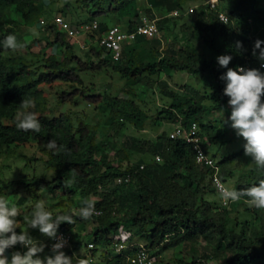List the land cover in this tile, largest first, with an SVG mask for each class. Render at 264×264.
I'll use <instances>...</instances> for the list:
<instances>
[{"label":"trees","instance_id":"trees-1","mask_svg":"<svg viewBox=\"0 0 264 264\" xmlns=\"http://www.w3.org/2000/svg\"><path fill=\"white\" fill-rule=\"evenodd\" d=\"M186 1L156 0L153 6L162 14L157 23L161 35L152 39L138 37L133 43L124 44L120 59L115 61L108 51L99 48L95 40L111 27L109 18L127 21L122 24L123 30L133 31L143 10L140 0H75L87 10V21L99 22V29L88 33L85 56L77 53L76 44L52 21L59 14L71 23L82 22L75 18L77 9L72 0H0V40L14 32L21 42L23 32L20 25H40L45 19L43 29L52 35L47 46L53 51L50 54L34 52L35 62L17 54L20 47H0V157L17 155L11 145L19 147L36 142L48 154V167L55 171L52 181L36 176L8 182L0 178V195L14 196L23 187L29 195L44 192L55 197L59 194L69 206L77 205L79 209L86 199L94 200L102 211L100 216L83 220L71 207L66 208L67 204L58 207L53 215L73 214L74 225L67 222L60 225L61 230L69 232L81 222L95 221L97 228L89 233L87 242L95 244L93 253L107 247L119 236L125 242L142 241L135 245L148 248L154 264H161L155 250H168L181 244H190L191 248L183 251L173 264H264V209L254 206L248 209L253 221L245 223L243 230L238 224L232 229L228 227L225 209L213 208L211 202L204 199L207 193L216 191L211 179L213 171L196 164L189 144L182 139H170L169 131H163L153 139L133 136L121 141L128 129L143 131L150 120L146 111L135 102L139 95L130 91L139 87L145 94L158 92L170 100L160 112L168 123L173 126L181 123L186 128L197 123L208 153L210 150L216 153L213 145L217 140L226 144L224 124L220 121L218 126L206 124V116L213 112L229 109L230 113L225 112L231 114L230 98L223 93L225 82L220 79L227 69L218 65L217 57L233 56L229 64L231 68L248 64L251 68H260L259 50H255L254 55V45L257 40L264 41V32L258 31L249 37V29H239L232 21L235 13H231L227 24L221 22L208 0H202L196 11L193 10V16ZM58 2L63 3L62 8L58 9ZM47 9H50V17L46 16ZM173 10L179 11L180 18L170 15ZM147 11L144 12L147 14ZM185 12L194 19L185 20L191 35L180 43L174 35V27ZM259 15L262 11L256 12L257 18ZM172 35L174 39L162 48L163 38ZM198 39L211 50V59L204 58L199 51L195 42ZM237 41L242 42V48L236 47ZM107 69L126 80L129 88L122 89L124 98L95 93L80 76L81 73H101ZM260 70L264 72V68ZM173 72H186L199 78L209 95H201L188 84L184 93L174 91L163 78L166 73ZM56 89L58 107L63 104L76 106L81 99L86 106L96 107L106 115L105 121L93 125L86 117H76L72 109L52 115L50 110L56 108L51 105L49 96L50 91ZM126 96L130 98L126 99ZM23 97L34 100L31 111L38 114L39 131L17 128V114ZM205 101L212 104L206 105ZM50 140L62 145V149L54 154L47 147ZM150 156L153 161L147 162ZM157 156L161 158L160 162L156 161ZM234 160L235 155H232L218 162L222 181L232 176ZM72 169L77 172L75 182L66 187L65 182L73 179ZM126 176H131L130 182L116 183L117 178ZM261 179H264V170L255 167L239 176L234 189L250 187ZM240 200L247 202L245 197ZM32 208L18 211L17 219L21 221L17 225L18 233L22 228H29L23 217L30 214ZM81 227L85 230L84 225ZM199 240L206 246L197 248L195 244ZM25 250L17 244L8 250V255ZM68 254L72 256L73 253ZM112 260L118 264L119 256Z\"/></svg>","mask_w":264,"mask_h":264},{"label":"rangeland","instance_id":"rangeland-1","mask_svg":"<svg viewBox=\"0 0 264 264\" xmlns=\"http://www.w3.org/2000/svg\"><path fill=\"white\" fill-rule=\"evenodd\" d=\"M75 2V0H72ZM211 1V0H208ZM207 1V2H208ZM146 0H141L140 5H144ZM202 0H187L186 5H188V10L191 15L194 14L191 11L195 10ZM192 4V6H190ZM194 4V5H193ZM77 14L75 18H79L80 21H86L84 15H86V9L77 4L75 2ZM58 9L63 7L62 2H58ZM262 11V15H259V18L256 17V12ZM47 17H50V9H47ZM215 12L224 13L228 17L231 13H235L232 17V21L239 28L249 29L251 34H248L249 37H253V33L258 31L264 32V0H217V7L215 8ZM13 15V12H12ZM59 15V14H57ZM61 16V15H60ZM193 16L186 14L182 16V20H178L175 23L174 27V35H177V41L180 43H184L187 36H190V27L185 25V20L189 19L192 21L194 19ZM16 15L14 16V18ZM52 17V16H51ZM174 17H179V14ZM7 18V17H6ZM13 18V19H14ZM180 18V17H179ZM76 23V22H75ZM185 27V28H184ZM22 37H21V46L17 50V54H21L30 58L31 61L37 60V57L34 55V52H46L48 54L53 53L49 46H47V41H52V35L48 34L43 27L40 25L29 24V25H20ZM28 31L30 33H28ZM255 31V32H254ZM187 33V34H186ZM161 35V32H160ZM87 35H83L79 39L71 40L76 44V51L80 56H85L87 46L85 42H88ZM161 37V36H160ZM175 36H166L163 38V43L161 47H166V44L173 40ZM39 39L38 41L35 40ZM81 42V43H80ZM196 42V46L199 47V51L203 54L204 58L211 59L213 56L211 50L204 44V42L198 39ZM80 44L83 45V48L80 47ZM162 47V48H163ZM60 56V55H59ZM36 62V61H35ZM81 78L84 80L86 86L92 88L95 93H109L112 96H119L124 98V92L122 89L129 88L126 80L122 79L117 73L112 71L111 69H107L102 71L101 73H81ZM164 80L169 83V87L174 91L182 94L185 90V85H191L195 89H197L201 95L208 96L209 92L206 90L203 82L196 77H192L186 72L183 73H166L164 75ZM135 94H138L139 97L135 98V102L140 104V106L146 111L150 120L147 123L146 128L143 131H136L133 128L128 129L125 132V135L121 138V141H125L129 137H139L143 139H153L158 134L163 131H170L173 128L171 123L167 122V119L164 115H161V109L165 105L170 103V100L166 97H163L158 92L156 94L152 93H143L141 88H132ZM58 90L50 91V102L51 105L56 108V110L52 111V115L59 114L60 112H66L67 110H73L75 116L77 117H86L87 121L93 125H101L106 118V115L101 114V112L93 106H86L83 100H79L78 105L74 106L71 104H63L58 107L56 102ZM130 97L126 96V99ZM206 105H211L210 101H205ZM224 110V119L227 120L230 117V114H227ZM226 111H229L227 109ZM220 121L223 124V112H213L212 114L206 116V124L218 126L217 123ZM224 129L226 131V144L222 143L223 140H217L213 145L216 153L213 150H210L208 154L216 159L217 162L224 159V157H230L235 155L234 166L235 170L232 171V176L226 178L225 186L229 189H234L235 183L240 175L243 173H247L254 169L256 166L251 156L245 155L244 143L246 142L244 138L238 137L236 134V130L230 127L229 124L224 125ZM8 148V147H6ZM11 149L16 150L17 155L14 157L1 156L0 157V178L3 181H18L21 179H29L33 176L36 177H45L47 180L52 181L55 178V171L52 168H49L47 165L48 154L43 149L39 148L36 142H30L26 145H21L16 147V145H11ZM206 150V149H205ZM239 154V155H238ZM142 154L138 155L139 157ZM237 155V156H236ZM147 157H145L146 159ZM147 162H152L153 158L150 156L147 159ZM219 164V163H218ZM113 189V184L110 185ZM15 188V187H13ZM214 189V186H213ZM12 190V189H11ZM26 189L20 187L14 196L8 194L4 195L9 203L16 205L18 207V211H22L25 207H34V204L37 200H43L45 202V206L49 208L53 215L56 214L58 207L62 208L63 204H67L68 202L61 199V195H57L55 197L48 195L44 192H38L33 194H26ZM38 196V197H37ZM79 199V198H78ZM205 200L211 202L213 208H222L227 212L228 220L226 218V222L228 227L232 229L235 226H240L241 230H243V225L245 223H251L253 221L252 214L248 213V209L252 208L247 202L241 201L240 199L237 201H232L228 206H224L223 198L215 191L214 193H207ZM62 201V202H61ZM60 204V205H59ZM55 205V206H54ZM57 205V206H56ZM72 208L73 212L78 214L79 208L77 205L69 206L67 204L66 208ZM81 224L85 226V230L81 227ZM97 228V223L95 221L92 222H81L78 227H75L71 234L73 235V244L70 249L64 252L72 257V256H83L87 255L86 245L88 242L89 233H92ZM60 230V227L59 229ZM22 231H28L30 235L43 243L45 246L44 252L39 255L43 258L49 255H54L53 250L50 249L52 238L47 237L45 234L41 233L39 229L35 231L29 228H22ZM249 234V229H248ZM136 241V242H135ZM143 243L140 240H134L133 243ZM197 248L206 246V243L202 240H199L197 244H195ZM74 248V249H73ZM191 248L190 244H181L176 248L162 250L161 248L155 250V255L158 261L161 264H173L178 258L182 256L183 251L187 252ZM211 248V247H210ZM212 249V248H211ZM74 252L75 255H69L68 252Z\"/></svg>","mask_w":264,"mask_h":264},{"label":"clouds","instance_id":"clouds-1","mask_svg":"<svg viewBox=\"0 0 264 264\" xmlns=\"http://www.w3.org/2000/svg\"><path fill=\"white\" fill-rule=\"evenodd\" d=\"M81 36L77 39L81 38ZM85 45L87 46L86 42ZM262 45H264V41L261 40H257L254 45V55H256L255 50H259L260 68H245L241 66L231 68L229 64L233 56L224 54L217 57L218 65L227 69L225 73L221 74L220 79L225 82L223 93L230 98L228 105L231 106V114L227 120L224 119V110H221L223 112L222 122L224 125L230 122V127L236 130L237 136L244 138L246 141L244 143L245 155L252 157L258 170H264V100H262V96H264V72L260 70L264 68V47ZM20 46L21 42L14 32H9L0 40V47L5 49H17ZM236 47L238 49L242 48V42L237 41ZM33 107V98L23 97L17 114L18 129L25 131L40 130L41 122L38 119V114L31 111ZM47 147L53 150L55 154L63 146H58L55 140H50ZM200 155L203 154L201 153ZM200 155H198V159ZM70 173L73 179L65 182L66 187H71L75 182L76 169H72ZM220 194L226 201H237L245 197L250 206L264 209V179L243 189L221 188ZM83 203L84 206L79 209L83 220L100 215L99 210L95 207L94 200L86 199ZM17 216L18 207L10 204L4 195H0V264H92L91 259L86 255L76 257L75 251H72L75 256L70 257L64 250L62 251L67 246L68 241L62 235L58 236V231L65 230L58 229L65 222L73 225L76 223L71 212L60 213L54 217L53 212L45 206V202L37 200L30 214L24 215L23 220L27 222L29 228H38L41 233L52 238V243L54 239L57 241L52 245V249L50 246L54 255L43 258L39 254L44 252L46 245L33 238L28 231L18 233L17 225L21 221L17 219ZM69 233L71 234V232ZM17 244L22 245L26 250L23 252L14 251L9 256L7 254L8 250ZM149 264H152V262L149 261Z\"/></svg>","mask_w":264,"mask_h":264},{"label":"built area","instance_id":"built-area-1","mask_svg":"<svg viewBox=\"0 0 264 264\" xmlns=\"http://www.w3.org/2000/svg\"><path fill=\"white\" fill-rule=\"evenodd\" d=\"M208 4L212 9L215 10L217 7V0L208 1ZM190 12H193L191 9ZM218 17L221 22L227 24L229 22V17L219 12ZM53 24L56 25L61 31L65 32L66 35L71 39H77L83 34L93 33L99 29L98 20L85 21L79 25L72 24L64 17L60 15H55L53 17ZM157 19H148L144 17L137 27L131 31H124L122 27L118 25L111 26L107 32L101 36L97 37L95 42L98 44L99 48L108 51L115 61H118L121 57L122 47L127 42H133L138 37H146L149 39L155 38L159 35V26ZM46 25L45 19L40 21V26ZM241 67L251 68L248 65H242ZM169 137L172 140L182 139L187 144L192 147L194 153V160L197 165L210 168L213 171L212 174V185L216 192L220 194L221 188H226L225 183L219 177L220 167L218 162L214 157L207 153L204 148V139L200 135V127L197 123H193L188 128L184 127L181 123L175 124L172 130L169 132ZM203 155H200V154ZM199 156V159L197 158ZM156 161L160 162L161 158L156 157ZM131 180V176L119 177L116 179L117 184L128 183ZM232 201L224 200V206H228ZM95 207L99 210L100 215L102 211L98 208L95 202ZM80 214V213H79ZM98 215V216H100ZM62 235L68 241V244L63 250H67L72 246V235L67 231H58V236ZM121 237H116V240L109 244L107 247L100 249L99 251L93 253L96 246L93 242L86 245L87 255L92 264H116L115 260H112L114 256H119L118 264H149V261L154 264V260L150 257V250L142 245L136 246L134 243L121 241ZM57 241L54 239L52 245ZM137 247V248H136ZM108 257V258H107Z\"/></svg>","mask_w":264,"mask_h":264},{"label":"crops","instance_id":"crops-1","mask_svg":"<svg viewBox=\"0 0 264 264\" xmlns=\"http://www.w3.org/2000/svg\"><path fill=\"white\" fill-rule=\"evenodd\" d=\"M141 1V0H140ZM156 0H146V3L144 2V5L142 6L141 5V8L143 9L142 11H141V15H140V18L138 19V22H140L144 17H146V18H148V19H157V20H159L160 18H161V16H162V14H161V12L159 11V9L158 8H156V7H154L153 6V3L155 2ZM194 5V4H193ZM190 6H192V4H190ZM194 6H199V5H194ZM194 6H192V7H194ZM146 10H149V11H147V14L144 12V11H146ZM180 15L181 16V14L179 13V11H177V10H173L172 11V13L170 14L171 16H177V15ZM186 14H188V13H183V16L184 15H186ZM85 16V15H84ZM169 17V16H168ZM85 18H86V16H85ZM108 21H109V23L111 24V26H113V25H119L120 27H122L123 28V23H126V22H124L123 20H119L118 18H116V17H114V18H109L108 19ZM159 35H160V33H159ZM158 35V36H159ZM83 36V35H82ZM81 36V37H82ZM85 36V35H84ZM81 43V42H80ZM130 44V43H133V42H127V43H125V44ZM83 45L82 44H80V47H82ZM56 50H54V52H55ZM10 204H12V202L10 203ZM8 254V253H7ZM74 254H75V252H74ZM77 257V256H76Z\"/></svg>","mask_w":264,"mask_h":264}]
</instances>
